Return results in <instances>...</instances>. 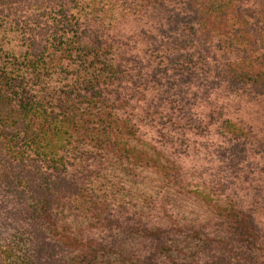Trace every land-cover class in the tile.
<instances>
[{
	"label": "trees",
	"instance_id": "1",
	"mask_svg": "<svg viewBox=\"0 0 264 264\" xmlns=\"http://www.w3.org/2000/svg\"><path fill=\"white\" fill-rule=\"evenodd\" d=\"M0 264H264V0H0Z\"/></svg>",
	"mask_w": 264,
	"mask_h": 264
}]
</instances>
